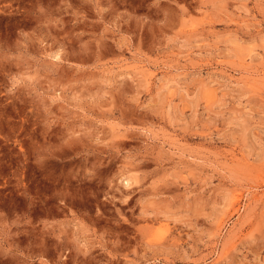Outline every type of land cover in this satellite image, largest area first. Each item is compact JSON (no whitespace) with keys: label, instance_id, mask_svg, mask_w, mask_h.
<instances>
[{"label":"rangeland","instance_id":"rangeland-1","mask_svg":"<svg viewBox=\"0 0 264 264\" xmlns=\"http://www.w3.org/2000/svg\"><path fill=\"white\" fill-rule=\"evenodd\" d=\"M0 264H264V0H0Z\"/></svg>","mask_w":264,"mask_h":264}]
</instances>
